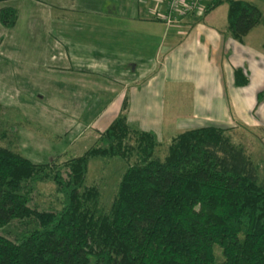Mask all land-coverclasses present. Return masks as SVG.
Returning a JSON list of instances; mask_svg holds the SVG:
<instances>
[{
	"label": "trees",
	"instance_id": "trees-1",
	"mask_svg": "<svg viewBox=\"0 0 264 264\" xmlns=\"http://www.w3.org/2000/svg\"><path fill=\"white\" fill-rule=\"evenodd\" d=\"M225 3L235 39L264 22L248 0H210L205 13ZM17 19L16 8L0 9L3 26ZM234 74L236 85L249 82L241 68ZM127 107L125 100L98 144L64 162H34L0 145V264H264V180L231 128L182 131L161 158L155 134L133 128ZM98 157L135 159L108 207L100 187L86 185ZM40 180L61 185L60 210L35 202ZM13 221L32 226L11 238L2 230Z\"/></svg>",
	"mask_w": 264,
	"mask_h": 264
},
{
	"label": "crops",
	"instance_id": "crops-1",
	"mask_svg": "<svg viewBox=\"0 0 264 264\" xmlns=\"http://www.w3.org/2000/svg\"><path fill=\"white\" fill-rule=\"evenodd\" d=\"M37 1L33 6L37 11L30 10L24 18L33 20L40 13L47 17L48 8L58 6L74 10L81 0ZM89 1L96 6L91 8L93 16H58L62 22L59 37H55L60 69L70 78L74 74L77 77V88L69 89L61 80L59 83L61 100L77 98L74 110L83 109L86 115L94 116L95 124L99 118H109L108 126L127 100L130 125L158 137L180 125L184 131L202 126L226 128L237 121L264 127V99L258 101L264 90V22L239 41L227 33V24L218 20V7L204 21L192 24L189 20L191 27L183 30L185 26L168 25L156 17V8L166 4L163 0ZM116 8L119 14H114ZM16 9L18 23L21 11ZM141 25L147 29L136 28ZM47 37L51 45L49 30ZM10 45H16V40L0 37L1 53H8ZM47 67H51L49 61ZM74 68L78 74L72 72ZM236 68L248 77L246 85H236ZM179 85L184 88L182 96ZM89 99L91 106L80 104Z\"/></svg>",
	"mask_w": 264,
	"mask_h": 264
},
{
	"label": "rangeland",
	"instance_id": "rangeland-1",
	"mask_svg": "<svg viewBox=\"0 0 264 264\" xmlns=\"http://www.w3.org/2000/svg\"><path fill=\"white\" fill-rule=\"evenodd\" d=\"M201 1L199 8L196 7L186 15L172 14L171 23L168 25H177L181 28L185 26L183 30H187L191 27L189 20L192 24L204 21L207 15L205 11L210 0ZM248 1L258 4L264 17V0ZM87 2L91 3L89 0H81L80 5L76 6L74 10L61 9L60 6L58 9L48 8L46 13L49 17H43L40 13L38 16H33V20H28L29 17L24 18V14H31L30 10L37 11L33 6L38 4V1L16 0L13 2L9 0L0 2V5L3 6L10 5L15 8L17 6L21 11V17L15 27L6 28L0 25V37H4L5 40L8 37L16 40V45L9 46L8 53L0 52V145L17 150L34 162H64L83 154L87 149L99 143L100 131H103V128L109 123V118H99V122L95 124L94 116L86 115L83 109L74 110L73 107L78 104L77 98L72 100L75 95L68 100L60 98V80L66 83L67 88L73 89L77 88L74 83L77 77L74 74V76L71 75V79L70 74L65 73L66 70L60 69L59 52L54 47L55 37H59V25L62 22L58 16H71L72 18L89 16L90 18L93 16L91 8L96 6ZM98 6L100 7L99 4ZM88 8L90 9L85 10ZM166 9L167 4L163 8H156L158 14L161 13V20L164 22L166 21L163 20V17L168 13ZM114 10V14H119L118 8ZM227 10V3L216 10L215 13L220 23L227 24ZM95 18L97 17L95 16ZM125 22L123 23L126 24ZM120 23L122 22L120 21ZM144 26L136 28L147 29ZM158 26L166 28L164 24H158ZM158 26L153 27L157 28ZM218 26L221 25L218 24ZM40 28L42 31L38 30ZM48 30L50 31L51 45L47 44ZM43 33L46 34L45 38ZM11 46L14 48L13 50L10 49ZM72 51L73 49L70 48V54ZM48 61L50 68L47 67ZM14 66L18 69H12ZM72 72L77 73V70L74 68ZM66 75L67 79H63ZM178 92L180 96L183 95V85H179ZM63 93H65L64 90ZM63 102L70 105L72 109L66 108ZM92 103L89 99L80 104L85 107V105L91 106ZM183 127L180 125L177 130L174 127L159 137L155 134L158 141L156 156L164 158L167 155L172 138L184 131ZM226 128H231L228 132L231 134L233 142L244 147L256 166L258 176L263 181L264 127L262 125L250 127L245 122L237 121L231 127ZM133 163H135V159L126 161L121 157L90 159L86 185L96 184L100 187L102 203L105 207L111 205L122 174L128 165ZM60 188L61 185L56 181H38L36 189L33 191L35 202L42 209L60 210L63 197ZM31 226L32 224H26L24 221H13L2 232L11 238H17Z\"/></svg>",
	"mask_w": 264,
	"mask_h": 264
},
{
	"label": "built area",
	"instance_id": "built-area-1",
	"mask_svg": "<svg viewBox=\"0 0 264 264\" xmlns=\"http://www.w3.org/2000/svg\"><path fill=\"white\" fill-rule=\"evenodd\" d=\"M166 1L167 11L163 17L166 23H171L172 14L186 15L201 4V0H163ZM199 8V7H198ZM157 18L161 19V13L156 11Z\"/></svg>",
	"mask_w": 264,
	"mask_h": 264
}]
</instances>
